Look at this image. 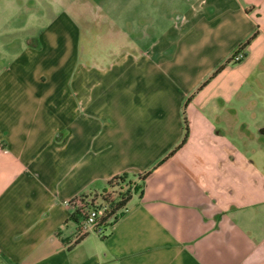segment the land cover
Wrapping results in <instances>:
<instances>
[{
  "label": "crops",
  "instance_id": "0c3cea01",
  "mask_svg": "<svg viewBox=\"0 0 264 264\" xmlns=\"http://www.w3.org/2000/svg\"><path fill=\"white\" fill-rule=\"evenodd\" d=\"M171 2L186 6L170 11L163 34L162 3L113 4L106 60H79L82 3L73 2V19L61 7L38 40L0 59V264H264V169L212 119L229 115L264 60V0ZM201 56L208 64L192 77ZM123 173L137 183L121 216L103 236L77 240L66 201Z\"/></svg>",
  "mask_w": 264,
  "mask_h": 264
},
{
  "label": "rangeland",
  "instance_id": "374dc122",
  "mask_svg": "<svg viewBox=\"0 0 264 264\" xmlns=\"http://www.w3.org/2000/svg\"><path fill=\"white\" fill-rule=\"evenodd\" d=\"M128 1L142 2V0H0V59L5 58L8 60L10 57L22 53L30 42L38 40L42 25L45 27V24L52 19V13L57 12L59 9L61 10V7H65L73 19L74 9L69 7L70 3L73 2L72 4H76V6L82 3L80 6V17L78 16V20H76L80 25V36L78 38L80 47L79 60H87L90 58V54H95L94 59L106 60L108 55L103 51H99V48L102 47V44H106L105 32L109 23L107 16H109L113 4L122 2L120 4L123 5V3L125 4ZM146 1L154 2L155 0ZM28 3H34V9L25 7ZM157 3H162L161 11L163 15L161 22L157 20L155 24L156 33L160 31L163 34L171 22L168 16L170 11L175 9L183 11L186 4H172L171 0H157ZM122 5L119 12H122L124 7ZM149 9V5H146V16L149 14ZM85 11H88L89 16L85 14ZM67 26L70 29L72 28L70 24H67ZM35 28L36 31L34 32ZM68 36L69 33L66 31L62 39V50L60 49L59 52V47L56 50V52H59H57V55L59 54L58 56H60L59 58L65 59L67 56L69 51L67 44L69 45L70 42ZM156 36L157 34H155V38ZM151 39L152 35L150 33L144 39V46H141L145 47ZM199 40V36H193L188 41L186 40L188 48H195L197 51L200 46ZM187 46L185 45V48ZM204 55H206L205 59L207 61L211 59L216 61L214 60V56H216L215 49L204 52ZM205 59L202 56L195 59L197 63L195 64V72L191 74L192 77H195L208 64L205 65L207 62ZM230 63V69H232V67H237L240 62L230 61ZM233 101L232 105L234 106L230 108L232 110L229 115H227L226 111L218 109L219 114L212 118L215 126H226L229 140L235 147L243 152L247 151L250 161L253 160L256 165L264 169V135L259 132L260 127L264 126V60L256 71L248 76L246 83L238 91ZM186 103L187 101L183 107ZM187 119L188 121L190 120L189 117ZM121 182L122 185L120 187L123 191H126L129 187L136 186L137 178L134 174L128 173V175L122 177ZM116 192H118V189ZM82 217L83 215H78L77 221L81 222Z\"/></svg>",
  "mask_w": 264,
  "mask_h": 264
},
{
  "label": "built area",
  "instance_id": "2783aa9c",
  "mask_svg": "<svg viewBox=\"0 0 264 264\" xmlns=\"http://www.w3.org/2000/svg\"><path fill=\"white\" fill-rule=\"evenodd\" d=\"M245 56V50L239 47L235 51L233 59L235 62H240ZM105 195L101 192H89L66 201L68 206L73 207L78 215H83L81 222H78L77 240L94 232L103 236L106 234V227L121 216L123 207L118 208L119 199L116 197L106 198Z\"/></svg>",
  "mask_w": 264,
  "mask_h": 264
},
{
  "label": "trees",
  "instance_id": "16d2710c",
  "mask_svg": "<svg viewBox=\"0 0 264 264\" xmlns=\"http://www.w3.org/2000/svg\"><path fill=\"white\" fill-rule=\"evenodd\" d=\"M255 38H256V34L254 36L252 35L247 41H245V43L243 45L240 46V48H242L244 50L245 47H247L250 44V42L253 41ZM234 54H235V52H234ZM234 54H233L232 57H230L228 59V62L234 61V59H233ZM236 63H239V62H236ZM224 67H225V64L222 65L221 67H219L215 71V73H213V75L211 77H214L217 73H220L224 69ZM206 83H208V80L203 85H206ZM185 120H186V136L183 139V141L180 143V145L178 146L177 149H179L182 146V144L186 141V139L189 136V128H188V124H187V121H188L187 117L185 118ZM174 152H172V154H174ZM126 175H128V173H123V174H121L119 176L118 175L115 176L108 183V188H106V189H104V191H102V193L106 194L105 195L106 198H111V197L115 198L116 197L117 199H119V201L117 203L118 208H122V207L126 206V203L130 200L132 193L134 191H136V187H132V188L129 187L128 189H126V191H123V189L120 187L122 185L121 179H122L123 176H126ZM145 177H146V174L142 177V179L144 180ZM140 188H141V185L137 187V189H140ZM117 189H118V192H116ZM74 217H76V219H77V217H78V213L77 212H75Z\"/></svg>",
  "mask_w": 264,
  "mask_h": 264
},
{
  "label": "flooded vegetation",
  "instance_id": "af4514ba",
  "mask_svg": "<svg viewBox=\"0 0 264 264\" xmlns=\"http://www.w3.org/2000/svg\"><path fill=\"white\" fill-rule=\"evenodd\" d=\"M260 133H264V127H260Z\"/></svg>",
  "mask_w": 264,
  "mask_h": 264
}]
</instances>
